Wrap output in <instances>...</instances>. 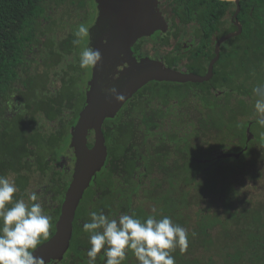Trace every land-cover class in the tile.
<instances>
[{
  "label": "trees",
  "instance_id": "16d2710c",
  "mask_svg": "<svg viewBox=\"0 0 264 264\" xmlns=\"http://www.w3.org/2000/svg\"><path fill=\"white\" fill-rule=\"evenodd\" d=\"M72 1L87 13L89 0ZM156 1L165 23L144 43H152L153 55L173 66L179 56L170 52L172 42L180 52L186 29L193 27L201 40L194 56L200 57L188 61V71L203 72L214 55L215 38L225 32L220 19L233 13L236 4ZM64 2L0 0V175L18 186L14 199L32 203L28 196L36 192L55 226L75 169L70 143L89 86L70 26L59 47L72 53V62L64 63L52 79L49 71L33 72L42 60L36 55L46 49L42 40L49 39L52 46L51 38L64 28L53 18L56 4ZM94 5L91 0L92 12ZM237 18L241 32L221 44L212 82H152L104 121L105 163L76 208L65 255L45 264H88L89 236L79 237L91 211L113 218L125 213L141 219L150 214L171 217L190 234L187 251L177 247L172 252L176 264H264V128L256 123L252 92L264 84V0H240ZM59 61L57 57L54 63ZM217 88L221 96L213 93ZM250 123L255 138L246 143ZM92 143L90 129L88 145ZM218 150L240 155L217 158ZM156 183L158 189H153ZM104 260L100 253L96 264Z\"/></svg>",
  "mask_w": 264,
  "mask_h": 264
},
{
  "label": "clouds",
  "instance_id": "9594fccd",
  "mask_svg": "<svg viewBox=\"0 0 264 264\" xmlns=\"http://www.w3.org/2000/svg\"><path fill=\"white\" fill-rule=\"evenodd\" d=\"M73 35V45L82 46L79 53L81 69H91L101 62V52L87 43L90 26L78 24ZM104 91L117 100L122 99L115 85ZM252 92L256 97V123L264 128V84H257ZM18 191L14 180L0 175V264H44L43 258L34 252L43 240L48 239L55 226L54 218L44 211L36 192L28 196L32 203H26L23 198L14 199ZM89 216L90 221L83 224L91 245L87 250L88 264H96L102 249L106 258L104 264H123L129 250L138 264H176L172 252L178 247L184 253L189 246L187 228L174 223L169 216L158 219L150 214L141 219L135 213H125L113 218L103 211H91Z\"/></svg>",
  "mask_w": 264,
  "mask_h": 264
},
{
  "label": "water",
  "instance_id": "95a60500",
  "mask_svg": "<svg viewBox=\"0 0 264 264\" xmlns=\"http://www.w3.org/2000/svg\"><path fill=\"white\" fill-rule=\"evenodd\" d=\"M108 1L109 0H106V2ZM116 1H118V10L115 8L113 2V5H110L109 8L113 9L115 13L117 12L116 15H119V19L118 21L116 20V22H119L121 27L125 30V34L131 32L133 38H136L140 33H142V35H148L156 29L163 28L165 21L161 16L162 20H159L160 25H158L157 28H155L153 24L147 31L138 32L136 21L142 17L143 13H146V11L143 12L138 6L139 0ZM226 1H233L236 4L233 17H235L237 23V14L240 11V0ZM106 4L108 5V3ZM156 22L157 21H155V23ZM99 23L102 24L104 28H108V23L104 21H99ZM110 23H112V21H110ZM97 24L98 22L95 24L94 30ZM237 26V31L221 36L217 40L215 43V55L210 60L207 72L204 75L177 71L173 68L165 67L161 61L145 59L141 61V63L132 64V69L127 68L125 72H121L116 82H114V80L112 81L116 87L119 86L117 87V92L122 95V99L117 100L113 95L103 90L104 86L102 84V79L93 73L89 87L90 84L94 85V90H91L90 87L86 91L85 106L80 111L77 123L72 132L70 144L75 147V169L61 203L55 231L46 241L37 246L34 255L43 258L44 263H47L51 260H61L68 249L72 236L76 208L93 176L102 168L107 158L108 151L102 129L104 120L106 118H113L123 104L149 81L203 82L209 80L213 74V65L219 59L220 44L225 39L238 35L241 32L240 24L237 23ZM133 62L136 63L137 61L133 59ZM105 81H107L106 78ZM90 129L93 130V143L91 146L88 145ZM249 138L250 136H248V139ZM232 155L238 156L236 153L223 154L224 157Z\"/></svg>",
  "mask_w": 264,
  "mask_h": 264
},
{
  "label": "rangeland",
  "instance_id": "374dc122",
  "mask_svg": "<svg viewBox=\"0 0 264 264\" xmlns=\"http://www.w3.org/2000/svg\"><path fill=\"white\" fill-rule=\"evenodd\" d=\"M112 2L115 8L118 10V4H117L118 1L116 0L108 2L109 6L106 4L107 3L106 0H99V6L98 3L96 2L98 6L97 9L99 11V15L97 20L98 24L96 25V29L93 31L91 30L90 18H88L86 21L80 20V16L86 13V11L83 8L78 7V2H74L72 0H65L63 4L55 3L56 9H54L53 18L57 20L58 24H61L60 26H64V28L61 27L60 29H58V36L55 35L57 39L51 38L52 46L49 39L42 40V43L46 47V49L45 52H42L41 55H36V58L38 60L41 58L42 60H40L38 64H35V68L33 69V72L44 73L49 71L50 77L52 79L54 75H57V73L61 71V68L64 65V63L72 62V58H73L72 53L71 52L65 53L63 49H60V47H62L63 45V41L61 39H63L62 37L66 36L69 33V26L71 27V31L74 32L78 24L84 23L90 26V39L87 42L88 45L93 47L94 49H98L102 55L101 62H99L96 65V67L93 68L92 73L98 74L99 78L103 79L104 88L106 86L107 88L112 87L114 85L112 81L114 80V82H116V78L114 77L113 74L116 73L117 76H120L121 72H125V69L127 67H130L131 69L132 66L131 54L130 56L128 54V52L131 50L127 47L124 41L120 40L121 36L125 35V31L121 27L119 22H116V20L118 21L119 19V15H116L117 12L115 13L113 9L109 8L110 5H113ZM138 6L143 10V12L146 11V13H143L142 17L136 21L138 32L147 31L149 27L153 26V24L155 28H157V26L160 25L159 20H162L160 12L158 11L160 4L156 0H139ZM87 7L88 5H86V8ZM165 18L167 17L165 16ZM99 21H104L105 23H108L107 25L108 28H104V26L100 24ZM110 21H112V23H110ZM155 21L157 22L155 23ZM94 25L95 23L92 25V27H94ZM142 36H147V35H142V33L138 35V37L140 38ZM103 37L105 38L102 42ZM106 40H109V42L104 44ZM132 40L133 39H130L129 41ZM132 43H130V45ZM80 48L82 50V46H80ZM146 50L152 52L151 50H149V47L146 48ZM46 53H50L49 58H46L45 56ZM57 57L60 59V61L58 63L57 62L54 63V61L57 60ZM60 62L62 63L60 64ZM129 62L131 63L130 66H128ZM125 64L127 65V67H125ZM84 78H86L85 84H87L89 78L92 79L91 69H87V73L85 74ZM105 78L107 79V81H105ZM41 79L42 77H39V80ZM53 85L54 86L56 85L58 87L59 81L56 80L53 83ZM173 87L175 86L173 85Z\"/></svg>",
  "mask_w": 264,
  "mask_h": 264
},
{
  "label": "flooded vegetation",
  "instance_id": "af4514ba",
  "mask_svg": "<svg viewBox=\"0 0 264 264\" xmlns=\"http://www.w3.org/2000/svg\"><path fill=\"white\" fill-rule=\"evenodd\" d=\"M96 2L98 3V6H99V0H96ZM95 2V5H94V8H93V12H92V9H91V0H89L88 1V12L87 13H84L82 16H80V20L82 21L83 20V17H87V19L88 18H90L91 19V30L93 31L94 30V27H92V25L95 23L96 24V22L95 21H97V18H98V15H99V12H98V9H97V3ZM108 2H111V0H109ZM107 2V3H108ZM236 8V7H235ZM234 11H235V9H234ZM233 14H234V12L232 13L231 11H229V13H228V15H227V18L226 19H224L223 17L220 19V26H221V30L222 31H225V32H223L220 36H218V37H216L215 38V36H214V38H215V42L213 43V45H214V47H213V50H214V55H215V43L217 42V40L221 37V36H224V35H226V34H229V33H232V32H235V31H237V29H238V26H237V23L239 24V21H238V18H237V23H236V20H235V17H233ZM95 26V25H94ZM233 26H235V28H232V29H228V28H231V27H233ZM241 26V25H240ZM228 29V30H227ZM156 30H158V29H156ZM155 30V31H156ZM91 31V32H92ZM125 31V30H124ZM195 31V30H194ZM124 35V34H123ZM186 38H185V41H183V43L181 44V47L183 48L180 52L177 50V52L175 51V49H176V44L174 43V42H172V45H173V48H171L170 49V52L172 53V55L174 56V57H177V56H179V60H178V62H177V64L176 65H173V66H169V65H167L165 62H164V58L163 57H156L155 55H153V52H154V50H153V47H152V43H144L145 42V40L148 38L147 36H142L141 38L140 37H136V38H132L133 36H132V33L131 32H129V34H125L124 36H121V41H124L125 43H126V45H127V47L131 50V51H129L128 52V54H129V56H130V54H131V62H132V64H138V63H141V61H143V60H145V59H150V60H158V61H161V63L165 66V67H170V68H173V69H175V70H177V71H181V72H187V73H195V74H199V75H204L206 72H207V68H208V64H209V62H210V60L214 57V55H213V57H211L210 59H209V61H208V64H207V66L205 67V70L203 71V72H199V73H197V72H190V71H188V66H187V63H188V61H189V64L190 63H192L191 61H194L195 59H197L198 60V58L200 57V56H194L196 53H197V51H196V47H197V45H199V42L201 41V40H199L198 38H196V36H195V33H193V27H189V28H187L186 29ZM235 36H237V35H235ZM232 37H234V36H232ZM232 37H229V38H232ZM104 38L105 37H103V39H102V42H103V40H104ZM229 38H227V39H229ZM130 39H133L132 41H129ZM227 39H225L224 41H226ZM110 41H111V39H110ZM223 41V42H224ZM109 42V40H106L105 42H104V44H106V43H108ZM132 43L131 45H130V43ZM222 42V43H223ZM221 43V44H222ZM103 44V45H104ZM129 44V45H128ZM221 44H220V46H221ZM147 45V47L146 48H148L149 47V50H151L152 52H149V51H147V50H145L144 49V47ZM220 46H219V52H220ZM198 51H201V49H200V47L198 48ZM133 52V53H132ZM137 52V53H136ZM180 53H182V54H184L183 55V57H181V54ZM134 54V55H133ZM197 55V54H196ZM184 56H185V58H184ZM133 59L134 60H136L137 62L135 63V62H133ZM128 61V60H127ZM174 61H176V59L174 60ZM217 62V61H216ZM215 62V63H216ZM215 63H214V65H213V68H214V66H215ZM131 65V63H129L128 64V66H130ZM94 67H96V66H94ZM94 67H92L91 68V77H93L92 76V71H93V68ZM125 67H127V65L125 64ZM127 68H130V67H127ZM127 68L125 69V70H127ZM131 69H132V66H131ZM98 77H99V75L98 74H96ZM114 75V77L116 78V79H118L119 77L116 75V73L115 74H113ZM212 77H213V74H212V76H211V78L209 79V80H207V81H205V82H212ZM90 80H91V78L88 80V84L90 83ZM103 79H102V84H103ZM152 82H166V81H159V80H152V81H149L148 83H146L145 85H147V84H150V83H152ZM168 82V81H167ZM170 82H173V83H186V82H175V81H170ZM187 82H192V81H187ZM145 85H143L142 87H144ZM91 87V88H90ZM90 87L88 86L87 88H86V90H85V93H86V91L90 88L91 90H94V85H92V84H90ZM117 87H119V86H117ZM141 87V88H142ZM106 88H107V86H106ZM140 88V89H141ZM105 89V88H104ZM103 89V90H104ZM140 89H138L132 96H134L136 93H138V91L140 90ZM222 89H214L213 90V93H215L216 94V96H221L222 95ZM132 96L130 97V98H132ZM129 98V99H130ZM128 99V100H129ZM125 103H127V102H125ZM124 103V104H125ZM123 104V105H124ZM187 104V103H186ZM185 104V105H186ZM84 106H85V104H84ZM123 107V106H122ZM121 107V108H122ZM119 112V111H118ZM117 112V113H118ZM116 113V114H117ZM116 116V115H115ZM114 116V117H115ZM107 119V118H106ZM105 119V120H106ZM104 120V121H105ZM104 123V122H103ZM250 126H251V123L249 124V127H247V130H246V134H247V140L245 141L246 143L247 142H249L251 139H254L255 138V135H254V133L251 131V128H250ZM248 136H250V138L248 139ZM246 145H248V144H246ZM245 148H247V146H245ZM108 151V150H107ZM224 153H236V154H238V156L240 155V152L238 151V152H229V151H224V150H218L217 152H216V157L217 158H226V157H224L223 156V154ZM108 155V154H107ZM233 156V155H232ZM237 156V157H238ZM230 157V156H229ZM94 177V176H93ZM159 177L158 176H156L155 177V181H157L158 182V184H159V179H158ZM144 179H153V177H146V178H144ZM158 184L156 183L155 185H153V189L154 188H157L158 189ZM83 197V196H82ZM82 199V198H81ZM78 207V206H77ZM76 212V211H75ZM75 219V218H74ZM80 220L79 219H77L76 220V223H78ZM90 221V219L89 220H87L86 222H89ZM73 222H74V220H73ZM85 222H83V224H84ZM83 224L81 223V225L83 226ZM72 233H73V230H72ZM89 236V234L88 233H86V232H83L82 233V235L79 237V238H82L83 236ZM66 253V252H65ZM101 253H103V249L101 250ZM65 255V254H64ZM127 256H128V252H127ZM106 259V258H105ZM127 260H128V262H127V264H138V261L136 260V258H135V256L133 255V253H131V258H127ZM53 260H51L50 262H52ZM45 264V263H44ZM124 264H126V263H124Z\"/></svg>",
  "mask_w": 264,
  "mask_h": 264
}]
</instances>
